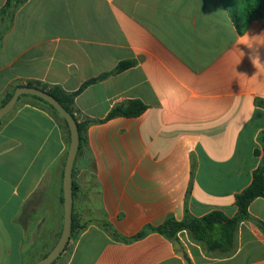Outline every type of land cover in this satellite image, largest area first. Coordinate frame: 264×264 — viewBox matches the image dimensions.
<instances>
[{
	"label": "crops",
	"instance_id": "obj_1",
	"mask_svg": "<svg viewBox=\"0 0 264 264\" xmlns=\"http://www.w3.org/2000/svg\"><path fill=\"white\" fill-rule=\"evenodd\" d=\"M122 61L135 65L88 85L75 108L96 121L128 100L146 109L85 129L72 170L79 230L56 264H264L251 221L227 258L206 256L185 231L177 243L158 233L122 242L102 227L129 238L185 211L236 214L264 130L254 104L264 97V20L239 33L221 0H27L3 37L0 106L27 83L75 92ZM68 146L60 121L30 97L0 123V264H35L32 238L50 237V250L59 239ZM248 212L264 223V198Z\"/></svg>",
	"mask_w": 264,
	"mask_h": 264
},
{
	"label": "trees",
	"instance_id": "obj_2",
	"mask_svg": "<svg viewBox=\"0 0 264 264\" xmlns=\"http://www.w3.org/2000/svg\"><path fill=\"white\" fill-rule=\"evenodd\" d=\"M26 1L27 0H6L4 5L0 8V50L2 48L3 37L7 32L10 31L17 10ZM221 1L228 10L239 33L245 31L251 21L264 20V0ZM134 65V61H122L111 72L103 74L98 79H92L85 82L77 91L72 93L65 92L59 86H52L37 82L27 83L25 86L40 89L50 94L61 104V106L73 117L76 122L79 132V145H81L84 142V131L88 126L101 123L115 117H137L145 111L146 106L141 101L128 100L112 107L104 120L96 121L83 117L76 110L74 105L75 98L88 85L93 84L98 80L105 79L111 75L119 74L133 67ZM16 88L17 87H15L1 102V106L9 100ZM21 97H30L46 106L62 124L67 141L69 142V131L67 124L51 106L36 97L25 95ZM254 104L264 110V97H256ZM7 117L8 115L3 120H5ZM256 141L258 146L255 148L254 154L256 157H259V163L256 169L252 172V181L250 185L235 196L234 204L237 208V211L233 217H227L220 211H213L202 217H193L188 213V211H185V216L181 221H176L174 218L168 217L160 226L153 227L147 225L143 227V229H141V231H139L136 235L129 238H125L117 234L107 223L102 224L103 229L107 231L114 240L122 242L136 241L144 238L150 233H158L164 238L177 243V234L181 231H185L187 232L190 241L199 245L206 256H214L217 258L230 257L235 250V236L240 223L244 221H251L264 234V223L253 218L248 212L249 205L252 201H254L256 198H264V130L257 134ZM77 229L79 230V227L75 225L73 220L72 235L70 239L74 237ZM67 248L68 244L63 253L67 250ZM63 253H61V255ZM47 254L48 253H46L43 257H45ZM59 257L51 264H56ZM185 259L188 260L186 256Z\"/></svg>",
	"mask_w": 264,
	"mask_h": 264
},
{
	"label": "water",
	"instance_id": "obj_3",
	"mask_svg": "<svg viewBox=\"0 0 264 264\" xmlns=\"http://www.w3.org/2000/svg\"><path fill=\"white\" fill-rule=\"evenodd\" d=\"M36 97L51 106L58 115L66 122L69 131V146L63 171L62 192H63V225L59 239L48 254L35 264H51L65 250L72 235V204H73V183L72 170L74 160L79 149V132L73 117L61 106V104L50 94L35 87H17L9 100L0 107V122L9 115L15 108L21 96Z\"/></svg>",
	"mask_w": 264,
	"mask_h": 264
},
{
	"label": "rangeland",
	"instance_id": "obj_4",
	"mask_svg": "<svg viewBox=\"0 0 264 264\" xmlns=\"http://www.w3.org/2000/svg\"><path fill=\"white\" fill-rule=\"evenodd\" d=\"M50 240L51 238L49 237L40 242L37 238H32V245L28 252L29 260H32L33 262L38 259L40 260L43 255L49 252V248L51 247Z\"/></svg>",
	"mask_w": 264,
	"mask_h": 264
}]
</instances>
